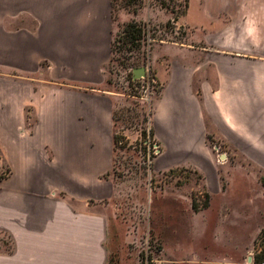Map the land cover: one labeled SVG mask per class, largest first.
<instances>
[{
    "label": "crops",
    "instance_id": "obj_1",
    "mask_svg": "<svg viewBox=\"0 0 264 264\" xmlns=\"http://www.w3.org/2000/svg\"><path fill=\"white\" fill-rule=\"evenodd\" d=\"M110 2L0 0V264L107 262ZM175 23L183 39L147 52L154 171L204 173L215 142L264 171V0H189Z\"/></svg>",
    "mask_w": 264,
    "mask_h": 264
},
{
    "label": "rangeland",
    "instance_id": "obj_2",
    "mask_svg": "<svg viewBox=\"0 0 264 264\" xmlns=\"http://www.w3.org/2000/svg\"><path fill=\"white\" fill-rule=\"evenodd\" d=\"M141 3L142 19L129 20L143 27L141 47L117 51L115 46L108 67V82L118 96L106 264H247L249 256L254 258V240L264 227V171L252 165L240 169L229 150L223 145L216 150L213 144L215 165L204 173L192 167L153 169L160 153L154 150L156 141L149 130L154 96L140 100L119 81L131 79V67L147 65L153 43L147 37L157 42L183 39L182 26L175 22L186 12L189 0L185 8L184 0ZM123 11L128 12L120 9L114 19L113 43L126 23L120 22ZM221 152L227 159L219 164ZM5 173L0 166V177ZM257 243L258 248L264 245V235Z\"/></svg>",
    "mask_w": 264,
    "mask_h": 264
},
{
    "label": "trees",
    "instance_id": "obj_3",
    "mask_svg": "<svg viewBox=\"0 0 264 264\" xmlns=\"http://www.w3.org/2000/svg\"><path fill=\"white\" fill-rule=\"evenodd\" d=\"M141 0H111L110 6H111V14L113 19L117 18V12L120 9L127 10L128 12H131L133 14H136L137 11L141 7ZM163 7H167L164 3L161 4ZM181 6V4H179ZM183 7L185 8V0ZM174 11V10H172ZM184 10L181 12H178L179 14H182ZM122 35L116 39V42L112 41L111 43V51L113 52L114 47L116 46L117 51L121 50L122 48H140L141 42L140 38L143 35V27L142 25L135 21L131 20L126 23H124L122 26ZM120 41V44L117 45V42ZM130 44V46H129ZM113 120L115 124V113L113 112ZM117 143L116 135L114 134V145ZM264 235V227L259 231L257 238L254 240V246L256 253L254 254V259L256 262L264 261V245H258V240L261 238V236Z\"/></svg>",
    "mask_w": 264,
    "mask_h": 264
},
{
    "label": "built area",
    "instance_id": "obj_4",
    "mask_svg": "<svg viewBox=\"0 0 264 264\" xmlns=\"http://www.w3.org/2000/svg\"><path fill=\"white\" fill-rule=\"evenodd\" d=\"M174 23V21H173ZM175 32L179 30V27L176 26L174 28ZM144 36V32H143ZM148 42H157V40L152 39L151 37H147ZM118 49V48H117ZM112 53V52H111ZM145 68L144 76H141L139 79H133L132 77V70L134 67H131L128 71V73L131 74V79L127 80L125 77H122L119 81L122 86L125 88L132 90L135 94L132 96H135L136 98L143 100V101H149L150 96H157L160 92L161 83L159 82L158 78L152 71L151 67L147 63V65L143 66ZM214 149L219 150V147L221 144H213ZM155 152H160L158 144L153 143ZM227 155L225 152H221L217 156V163L222 164L226 161ZM247 264H264V261L256 262L254 258H251L249 261L246 260Z\"/></svg>",
    "mask_w": 264,
    "mask_h": 264
},
{
    "label": "water",
    "instance_id": "obj_5",
    "mask_svg": "<svg viewBox=\"0 0 264 264\" xmlns=\"http://www.w3.org/2000/svg\"><path fill=\"white\" fill-rule=\"evenodd\" d=\"M145 68L143 66H137L132 70L133 79H139L141 76H144ZM251 257L249 256L247 260L249 261Z\"/></svg>",
    "mask_w": 264,
    "mask_h": 264
}]
</instances>
